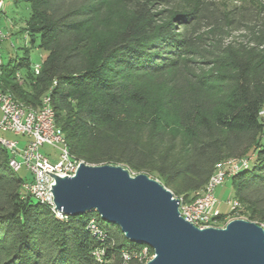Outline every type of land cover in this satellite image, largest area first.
Wrapping results in <instances>:
<instances>
[{
  "label": "trees",
  "instance_id": "16d2710c",
  "mask_svg": "<svg viewBox=\"0 0 264 264\" xmlns=\"http://www.w3.org/2000/svg\"><path fill=\"white\" fill-rule=\"evenodd\" d=\"M11 1L30 6L24 31L47 55L35 70L31 47L24 48L0 67V85L28 107L48 96L73 158L155 173L185 202L218 164L245 159L249 166L230 177L234 198L245 220L264 224V8L226 10L214 0ZM232 31L244 35L231 38ZM10 158L0 144V264L147 263L137 254L145 245L96 212L57 218L26 193L27 179L9 168ZM92 220L102 237L90 231ZM99 249L101 261L93 256Z\"/></svg>",
  "mask_w": 264,
  "mask_h": 264
},
{
  "label": "water",
  "instance_id": "95a60500",
  "mask_svg": "<svg viewBox=\"0 0 264 264\" xmlns=\"http://www.w3.org/2000/svg\"><path fill=\"white\" fill-rule=\"evenodd\" d=\"M57 213L96 212L130 242L153 250L146 264H264V229L243 219L222 228L199 229L180 215L179 199L147 174L122 165L81 163L74 176L53 175Z\"/></svg>",
  "mask_w": 264,
  "mask_h": 264
},
{
  "label": "built area",
  "instance_id": "2783aa9c",
  "mask_svg": "<svg viewBox=\"0 0 264 264\" xmlns=\"http://www.w3.org/2000/svg\"><path fill=\"white\" fill-rule=\"evenodd\" d=\"M5 3L6 0H0V12L3 10ZM3 39L4 36L0 31V41ZM2 64L3 59L0 56V67ZM39 68L40 66H34L35 70ZM0 112V131H10L16 135L29 138L22 149L18 148L19 144L17 142L0 139L2 147L11 154L9 168L14 173H18L25 168L31 175V179L27 180L23 186L26 193L41 204L48 206L57 218L66 219V216L55 211L52 203L53 175L72 177L83 162L73 158L69 153L64 135L56 125V116L49 97L44 96L38 108L28 107L15 100L0 85ZM45 146L58 148L60 152L59 161L54 163L55 156L44 155L41 152V148ZM248 166L247 160L233 159L218 164L214 174L202 191L197 193L192 202H185L182 198L179 199L181 217L199 229L224 227L229 222L227 221L228 217L224 221L219 220L222 213L216 209L214 188ZM230 205L232 210L229 213H237L241 208V204L235 199L230 202ZM88 227L95 236H103V232L94 220L89 223ZM143 249L144 254H146L150 248L145 246ZM102 254L103 252L99 250L93 252V256L98 261H101ZM124 258L128 259L129 256L124 255ZM140 258L144 259L143 255ZM147 260L145 259L146 262H148Z\"/></svg>",
  "mask_w": 264,
  "mask_h": 264
},
{
  "label": "rangeland",
  "instance_id": "374dc122",
  "mask_svg": "<svg viewBox=\"0 0 264 264\" xmlns=\"http://www.w3.org/2000/svg\"><path fill=\"white\" fill-rule=\"evenodd\" d=\"M216 4L221 6L226 10H261L264 8V0H214ZM161 10L165 8H160ZM169 9V8H167ZM30 16V6L25 3H15L11 0H6L5 6L3 10L0 12V31L2 32L4 39L0 41V56L3 59V63L7 64L10 59L21 58L24 56L25 50L24 48H30L28 56L32 62L33 66H40L43 59L46 57L47 53L40 50L38 47H32L30 44V38L24 31L25 24L27 19ZM244 35V32L232 31L231 38H241ZM40 69V68H39ZM24 72H20L17 77L20 82H22V76ZM1 118V112H0ZM176 130L170 129L168 132V137L173 138ZM0 139H5L11 142H17L19 144L18 148L22 149L27 142L29 141L28 137H24L21 135H16L10 131L2 132L0 131ZM60 147V145H58ZM41 152L44 155L50 154L51 156H55L53 162L59 161V150L53 146H45L41 148ZM245 160V159H244ZM249 163V161H248ZM127 169V168H126ZM132 176H136L142 173L137 174L134 171H130ZM143 174H147L149 177L156 179L157 176L155 173H147L143 172ZM21 178H25L27 180L31 179L30 173L23 168L20 172L15 174ZM158 180V179H156ZM214 197L216 200V209L221 213L228 214L232 208L230 202L234 200V188L232 185V181L228 178L223 184L218 185L214 188ZM240 211V209H239ZM237 213L230 214L227 216V221H232L236 219H244L243 216ZM106 224V222H105ZM264 229V224L260 225ZM99 251L102 252L101 249ZM138 257L143 255L144 261L148 259L149 262L152 259L153 254L149 251L144 254V249H141L138 253ZM145 255V256H144Z\"/></svg>",
  "mask_w": 264,
  "mask_h": 264
}]
</instances>
